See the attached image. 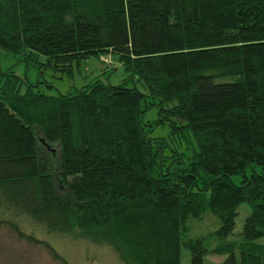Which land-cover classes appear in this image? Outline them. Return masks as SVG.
Segmentation results:
<instances>
[{
    "label": "trees",
    "instance_id": "trees-1",
    "mask_svg": "<svg viewBox=\"0 0 264 264\" xmlns=\"http://www.w3.org/2000/svg\"><path fill=\"white\" fill-rule=\"evenodd\" d=\"M0 47L66 76L113 53L127 73L48 95L0 70V226L62 264L36 228L122 264H206L185 228L209 212L215 264H264V0H0Z\"/></svg>",
    "mask_w": 264,
    "mask_h": 264
},
{
    "label": "rangeland",
    "instance_id": "rangeland-1",
    "mask_svg": "<svg viewBox=\"0 0 264 264\" xmlns=\"http://www.w3.org/2000/svg\"><path fill=\"white\" fill-rule=\"evenodd\" d=\"M38 60L45 62L43 58ZM109 63H104V62ZM12 69L13 72L23 80L33 84H39V89L48 95L66 93L82 87L92 79H99L106 84L116 85L127 78V73L119 63L118 56L113 53H106L100 57L90 56L72 67L73 73L70 76L60 73L58 70L45 69L37 65H27L24 61L12 53L0 47V70ZM51 85V86H49ZM136 87L145 92L146 89L137 83ZM157 118V109L152 108L147 111L144 119L154 121ZM169 134L167 124H160L152 131L154 137H166ZM248 212L247 206L242 203L237 208V215L233 228V234L229 240L241 242L242 221ZM0 217H3L0 215ZM220 226L219 219L210 214L204 213L200 218L189 219L186 223L187 235L191 238L203 237L207 242L206 264L220 262L223 255H218L214 249L216 244L222 242L221 237L216 235ZM27 231H30L27 229ZM39 237L46 239L54 245L57 253L70 264H122L119 258L108 247L90 242L88 240L76 238H63L51 236L36 228ZM262 252H264V238L258 240ZM0 264H62L54 259L44 247L29 244L18 240L6 228L0 226ZM181 264H189V253L182 251Z\"/></svg>",
    "mask_w": 264,
    "mask_h": 264
}]
</instances>
